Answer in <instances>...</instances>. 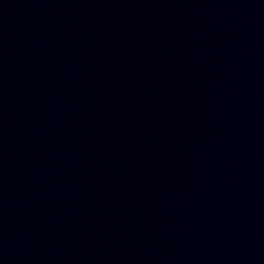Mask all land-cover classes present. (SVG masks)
<instances>
[{
	"label": "water",
	"instance_id": "obj_1",
	"mask_svg": "<svg viewBox=\"0 0 264 264\" xmlns=\"http://www.w3.org/2000/svg\"><path fill=\"white\" fill-rule=\"evenodd\" d=\"M0 264H264V0H0Z\"/></svg>",
	"mask_w": 264,
	"mask_h": 264
}]
</instances>
